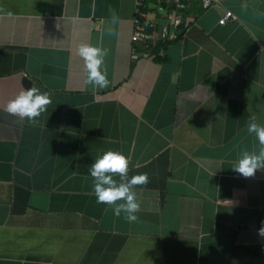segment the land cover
<instances>
[{"label":"crops","instance_id":"crops-1","mask_svg":"<svg viewBox=\"0 0 264 264\" xmlns=\"http://www.w3.org/2000/svg\"><path fill=\"white\" fill-rule=\"evenodd\" d=\"M136 3L0 0V264H264V168H231L264 125V0H187L186 33L146 46ZM81 42L108 49L106 87L84 83ZM25 75L50 96L31 122L4 111ZM107 148L147 174L135 221L92 192Z\"/></svg>","mask_w":264,"mask_h":264},{"label":"clouds","instance_id":"clouds-1","mask_svg":"<svg viewBox=\"0 0 264 264\" xmlns=\"http://www.w3.org/2000/svg\"><path fill=\"white\" fill-rule=\"evenodd\" d=\"M115 22L116 17H112ZM77 54L83 61L85 73L84 83L96 88H104L109 84L103 64L108 54L107 48H102L89 42L77 45ZM50 103L47 91L33 86H23L18 93L4 105V111L20 118H27L31 122L45 111ZM247 129L253 133L258 141V148L254 151L241 150L232 165V169L244 176H250L256 169L264 168V125L254 119L249 120ZM129 158L120 150L107 148L99 150L88 164L87 173L92 178V192L97 203H104L112 207L114 215L124 213L128 221L137 219L136 211L139 204L133 186L147 182V174L128 175ZM258 233L264 236V220Z\"/></svg>","mask_w":264,"mask_h":264},{"label":"built area","instance_id":"built-area-1","mask_svg":"<svg viewBox=\"0 0 264 264\" xmlns=\"http://www.w3.org/2000/svg\"><path fill=\"white\" fill-rule=\"evenodd\" d=\"M148 0H137L135 14L133 17L132 40L134 43L147 45V41L153 33L159 40L172 41L181 38L189 28V20L185 14L187 0H166L157 2L154 9L149 8ZM218 0H199L203 9L210 8ZM162 14L161 28H157L158 17L156 12ZM236 15L227 10L225 15L220 18L219 22L224 24L229 18ZM159 22V23H158ZM154 40V38H153Z\"/></svg>","mask_w":264,"mask_h":264},{"label":"water","instance_id":"water-1","mask_svg":"<svg viewBox=\"0 0 264 264\" xmlns=\"http://www.w3.org/2000/svg\"><path fill=\"white\" fill-rule=\"evenodd\" d=\"M23 82H24L25 86L27 87V86L30 85L31 79L28 76L25 75L24 78H23Z\"/></svg>","mask_w":264,"mask_h":264}]
</instances>
